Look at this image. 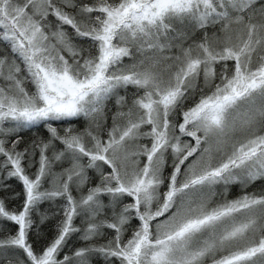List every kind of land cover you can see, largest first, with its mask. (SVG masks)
I'll return each mask as SVG.
<instances>
[{"label": "snow or ice", "instance_id": "1", "mask_svg": "<svg viewBox=\"0 0 264 264\" xmlns=\"http://www.w3.org/2000/svg\"><path fill=\"white\" fill-rule=\"evenodd\" d=\"M0 193V264H264V0H0Z\"/></svg>", "mask_w": 264, "mask_h": 264}, {"label": "trees", "instance_id": "2", "mask_svg": "<svg viewBox=\"0 0 264 264\" xmlns=\"http://www.w3.org/2000/svg\"><path fill=\"white\" fill-rule=\"evenodd\" d=\"M37 131H39L40 133H43V129H39V130L33 129L32 132L27 133L26 136H31L34 132H37ZM9 183L13 186V188L15 190H17V191L20 190V186L15 180L9 181ZM0 195H3V193H0ZM46 207H47V205H42L41 210L43 211L44 208H46ZM48 227L50 228L51 225H48ZM70 243H72V241H70Z\"/></svg>", "mask_w": 264, "mask_h": 264}, {"label": "rangeland", "instance_id": "3", "mask_svg": "<svg viewBox=\"0 0 264 264\" xmlns=\"http://www.w3.org/2000/svg\"><path fill=\"white\" fill-rule=\"evenodd\" d=\"M236 189H233V193H235Z\"/></svg>", "mask_w": 264, "mask_h": 264}]
</instances>
